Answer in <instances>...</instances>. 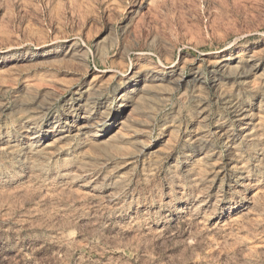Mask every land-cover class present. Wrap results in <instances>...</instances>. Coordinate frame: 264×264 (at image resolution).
I'll return each mask as SVG.
<instances>
[{
  "label": "rangeland",
  "instance_id": "374dc122",
  "mask_svg": "<svg viewBox=\"0 0 264 264\" xmlns=\"http://www.w3.org/2000/svg\"><path fill=\"white\" fill-rule=\"evenodd\" d=\"M247 50L264 0H0V264H264Z\"/></svg>",
  "mask_w": 264,
  "mask_h": 264
},
{
  "label": "bare ground",
  "instance_id": "6f19581e",
  "mask_svg": "<svg viewBox=\"0 0 264 264\" xmlns=\"http://www.w3.org/2000/svg\"><path fill=\"white\" fill-rule=\"evenodd\" d=\"M214 67L215 70H212V72L217 71L221 73L232 74L234 70L240 69L242 70L243 75H248L251 73L256 74L259 70L264 71V54H261L260 52H257L255 50H247L246 52L236 53L234 56L230 57V61L227 60L224 62L223 58L219 57L218 61L215 62ZM172 72L173 69L171 68V66H166L164 77H169ZM138 73L141 72L136 71L133 74L128 75V79L136 77ZM179 81H181V79ZM77 106L79 107L78 102H76V107ZM28 132L30 134L29 139L31 140L29 143V151L35 155H38L41 153V148H38V146L40 145L41 141L45 139V135L41 132V129L38 126H31V129L28 130ZM236 217L231 218V221L236 219Z\"/></svg>",
  "mask_w": 264,
  "mask_h": 264
}]
</instances>
